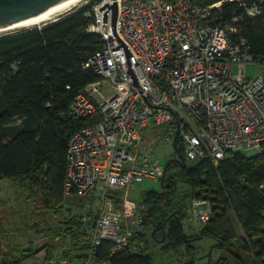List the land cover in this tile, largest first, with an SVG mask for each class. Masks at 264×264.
I'll list each match as a JSON object with an SVG mask.
<instances>
[{
  "label": "built area",
  "instance_id": "obj_1",
  "mask_svg": "<svg viewBox=\"0 0 264 264\" xmlns=\"http://www.w3.org/2000/svg\"><path fill=\"white\" fill-rule=\"evenodd\" d=\"M107 2L114 0L94 5L87 27L104 43L84 64L99 79L70 105L73 117L99 120L72 135L64 184L66 203L96 213L91 245L79 261L64 257L52 264H115L111 256L138 252L132 238L147 231L150 207L129 192L146 178L161 180L167 169L145 144L151 124L165 127L168 139L179 133L188 162L209 157L217 164L232 151L264 150V76H247L245 65L254 58L240 33L241 16L221 20L222 1L117 0L116 31L135 57L129 56L138 86L127 72L124 46L116 47L122 42L113 33L112 8L103 22L109 6L100 8ZM260 11L247 7L250 15ZM191 210L200 225L212 213L209 201L198 198ZM105 243L109 256L102 255Z\"/></svg>",
  "mask_w": 264,
  "mask_h": 264
},
{
  "label": "trees",
  "instance_id": "obj_2",
  "mask_svg": "<svg viewBox=\"0 0 264 264\" xmlns=\"http://www.w3.org/2000/svg\"><path fill=\"white\" fill-rule=\"evenodd\" d=\"M98 1L81 3L42 25L0 34V185L8 180L18 187L10 211L0 213V264H37L41 252L44 264L64 257L79 261L91 245L96 213L66 203L64 184L72 135L99 120L98 115L80 119L70 114L76 94L99 79L84 67L104 46L98 34L87 31ZM193 1H222L223 21L241 16L238 26L250 54L264 61V0ZM254 5L261 11L248 14L247 7ZM174 149L184 158L181 136ZM172 166L176 170L167 177ZM161 180L168 188L146 191L141 202L150 207L145 227L153 224L151 235L163 252L185 247L190 253L193 239L210 237L229 253L212 264H264V150L253 155L232 151L217 164L209 157L184 158L169 164ZM180 184L187 187L184 193ZM195 198L209 201L212 213L189 235L184 220ZM22 233L33 238L22 243ZM148 235L147 229L132 238L138 252L125 249L111 256L113 263L153 264V256L146 254ZM110 247L105 243L102 255L109 256Z\"/></svg>",
  "mask_w": 264,
  "mask_h": 264
},
{
  "label": "rangeland",
  "instance_id": "obj_3",
  "mask_svg": "<svg viewBox=\"0 0 264 264\" xmlns=\"http://www.w3.org/2000/svg\"><path fill=\"white\" fill-rule=\"evenodd\" d=\"M84 3V2H83ZM239 65L236 63L233 66V72H238ZM247 76L255 77L258 75L264 76V61L260 63V61H250L245 65ZM165 131V127L156 128L151 124V128L145 131V144L148 150L155 155L157 158L161 160L162 163L166 164L170 159H174L179 154L175 151L173 146V139H168L166 135L163 134ZM256 152H247V154L253 155ZM176 170V167L172 166L168 172L167 177L173 174ZM187 189L186 186L180 184V190L184 193ZM149 190H155L158 192L163 191L161 180L146 178L142 182L136 184L135 188L131 189L129 192V196L133 200L143 201L144 193ZM18 192V187L15 186L12 182L5 180L0 185V213H5L10 211L12 205V199L14 195ZM186 200V199H185ZM78 211L79 209L76 208ZM149 235V243L148 248L146 249V254H151L153 256L154 263L153 264H182L185 262L193 261L194 264H212L216 262L220 257L225 256L228 257L229 253L223 249H219L214 246L215 241L210 237H198L193 239L190 244L191 252L188 253L185 247L174 249L169 252H163L160 247V243L158 240H155L151 233L153 231V224L149 222L146 224ZM184 228L187 234L194 235L199 227V223L196 221L192 214L191 207L189 206L187 209V217L184 220ZM238 228V227H237ZM240 234V231H238ZM33 238L32 234L22 233L21 241L22 243H27L30 239ZM42 241H36L37 244H41ZM36 244V245H37ZM44 253H38L35 256V261L37 264H44L41 258ZM24 264H30L24 263ZM224 264H228L227 262Z\"/></svg>",
  "mask_w": 264,
  "mask_h": 264
},
{
  "label": "water",
  "instance_id": "obj_4",
  "mask_svg": "<svg viewBox=\"0 0 264 264\" xmlns=\"http://www.w3.org/2000/svg\"><path fill=\"white\" fill-rule=\"evenodd\" d=\"M66 0H0V27L5 28L9 27L12 25H15L29 17H32L38 13H41L47 9H50ZM109 6L107 10L103 13V22H107V17H108V10L110 8L113 9L112 11V28H113V33L117 37L118 40L122 42V44L116 46H124L127 61H128V73L135 82L136 85L137 83V75L134 70V68L131 67V61L130 57L132 56L133 61L135 60V57L127 44L119 37L117 31H116V22H117V16H118V3L117 0H114V2L109 5V2L104 3L101 6V10H103L106 6ZM114 47V48H116ZM139 86V85H138ZM179 133H176L174 140H173V146L176 148V141L178 140ZM173 161H177L178 163H181L182 160L179 159H171L166 163V168L168 167L169 164H171ZM183 163V161H182ZM161 182H163L161 180ZM163 187V185H162Z\"/></svg>",
  "mask_w": 264,
  "mask_h": 264
},
{
  "label": "bare ground",
  "instance_id": "obj_5",
  "mask_svg": "<svg viewBox=\"0 0 264 264\" xmlns=\"http://www.w3.org/2000/svg\"><path fill=\"white\" fill-rule=\"evenodd\" d=\"M85 0H66L50 9H47L41 13H38L32 17H29L15 25L1 28L0 34L9 31H15L23 28H30L38 25H42L44 23L50 22L63 15L64 13L70 11L71 9L79 6Z\"/></svg>",
  "mask_w": 264,
  "mask_h": 264
},
{
  "label": "flooded vegetation",
  "instance_id": "obj_6",
  "mask_svg": "<svg viewBox=\"0 0 264 264\" xmlns=\"http://www.w3.org/2000/svg\"><path fill=\"white\" fill-rule=\"evenodd\" d=\"M175 158H176V159H179V160H182V158H181L180 156H176ZM173 163L181 164L182 161H181V163H178L177 161H173ZM162 185H163V190H164V189H167L168 186H169V184H166V185H165L163 182H162Z\"/></svg>",
  "mask_w": 264,
  "mask_h": 264
}]
</instances>
